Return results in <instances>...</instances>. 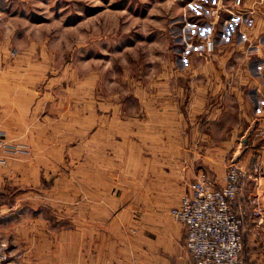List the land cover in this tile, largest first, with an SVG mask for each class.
Segmentation results:
<instances>
[{
    "label": "crops",
    "instance_id": "crops-1",
    "mask_svg": "<svg viewBox=\"0 0 264 264\" xmlns=\"http://www.w3.org/2000/svg\"><path fill=\"white\" fill-rule=\"evenodd\" d=\"M209 8L216 12L209 15ZM180 11L174 61L144 76L137 93L134 90L141 98V128L123 126L142 135L141 153L130 139L131 151H122L121 156L126 169L106 171L110 183L105 193L103 188L96 189L93 203L88 204L85 196L72 203L66 188L62 222L55 218L41 229L32 220L24 241L28 249L23 250L21 237L20 255L14 259L9 255L4 264H192L183 245L182 226L169 215L201 170L183 164H207L209 172H203L220 183L227 162L243 167L253 161L261 168L257 177H264V0H243L240 8H234L230 0H183ZM207 36L213 38L214 48L204 55L201 43ZM3 40L0 72L7 66L8 45ZM223 131L228 133L223 135ZM110 145L117 147V140ZM110 154L116 159L118 149ZM4 158L7 164H0V192L12 180L30 184V170L36 171L31 183L38 184L35 161L21 152L4 155L0 148V159ZM120 178L126 183L121 203L115 188ZM31 194L44 193L34 190ZM253 194L264 199L260 179L257 184L248 182L240 201ZM138 198L144 199L140 205L150 220L142 221V228L131 236L130 219L120 214ZM1 206L11 208L3 200L0 211ZM241 260L242 264H264V217L260 222L245 213Z\"/></svg>",
    "mask_w": 264,
    "mask_h": 264
},
{
    "label": "rangeland",
    "instance_id": "rangeland-1",
    "mask_svg": "<svg viewBox=\"0 0 264 264\" xmlns=\"http://www.w3.org/2000/svg\"><path fill=\"white\" fill-rule=\"evenodd\" d=\"M182 1L0 3V38L8 45L7 66L0 72V139L25 150L23 155L35 161L39 172L37 185L31 183L36 171L30 170V184L12 180L1 188L0 200L11 206H1L0 211V240L10 259L20 255V239L24 243L32 220L41 229L55 218L62 222L66 188L72 203L80 196L93 203L96 189L105 193L110 183L106 171L126 169L121 156L131 151L130 139L141 153L142 135L123 126L141 128V98L136 94L141 80L174 61ZM116 140L117 147H111ZM117 149L119 157L111 159V150ZM183 165L208 171L204 163ZM122 184L120 178L115 185L120 203L125 200ZM34 190L44 194L37 197L31 194ZM142 201L138 198L120 214L129 217L131 236L142 228V221L150 220Z\"/></svg>",
    "mask_w": 264,
    "mask_h": 264
},
{
    "label": "built area",
    "instance_id": "built-area-1",
    "mask_svg": "<svg viewBox=\"0 0 264 264\" xmlns=\"http://www.w3.org/2000/svg\"><path fill=\"white\" fill-rule=\"evenodd\" d=\"M243 0H230L234 8H240ZM209 8L208 14H214ZM202 54L214 48L213 38L207 36L201 43ZM264 118V104L262 107ZM1 152L12 156L25 150L0 139ZM2 160V159H0ZM261 170L258 162L246 166L227 162L220 183H215L203 171L195 173L178 203L169 209L170 217L183 229V245L192 258V264H242V228L245 213L262 221L264 199L248 195L240 201L247 181L257 184L264 177H257ZM8 257L6 243L0 240V264Z\"/></svg>",
    "mask_w": 264,
    "mask_h": 264
}]
</instances>
